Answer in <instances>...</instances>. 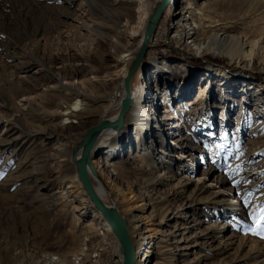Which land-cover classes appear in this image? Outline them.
<instances>
[{
	"label": "rangeland",
	"instance_id": "1",
	"mask_svg": "<svg viewBox=\"0 0 264 264\" xmlns=\"http://www.w3.org/2000/svg\"><path fill=\"white\" fill-rule=\"evenodd\" d=\"M191 6L206 12L213 25L222 20V25L232 26L231 35L241 41L233 45L221 36L218 54L196 53L185 45L186 35L179 42L174 22L180 0L168 4L155 29L144 60L151 94L156 96L154 60L178 65L183 75L184 64L197 73L174 83L158 75L167 96L161 110H170L177 126L170 130L175 135H167L175 148L163 156L187 158L167 163L161 158L165 150L158 152L149 134L147 141L155 143L157 154L141 150L132 126L125 146L116 134L106 135L110 144L93 153V162L94 155L117 149L112 161L107 158L111 168L98 174L127 223L133 217L145 218L141 231L150 238L143 247L155 241L158 247L164 245L163 264H264V239L245 231L254 227L250 213L264 205V0H195ZM136 7L132 0H0V264H34L52 255L59 264H121L115 235L105 229L104 217L76 178L73 153L90 128L115 115L112 106L123 96L124 66L113 57L122 44L128 45L121 33L118 36L116 20L120 15L124 22L133 19ZM136 24L128 23L127 33L141 25ZM210 66L223 69L214 74L213 85L204 79ZM244 82L251 86L241 87ZM208 88L212 93L201 103L200 93ZM77 99L83 100V116L62 122L61 109ZM87 101H92L90 106ZM222 103L229 106L225 112L214 107ZM162 114L156 111L161 124ZM180 139L189 147L180 145ZM119 145L127 153L121 154ZM56 147L70 155L63 157ZM155 174L165 179L138 189ZM234 180L240 181L238 187ZM198 188L204 191L202 203L190 211L185 203ZM248 192L254 197L245 207L242 197ZM167 209L178 216L170 214L160 224ZM185 221L191 225L185 239L194 242L189 252L176 243L183 238ZM129 227L138 241L134 225ZM163 233L167 243L159 241Z\"/></svg>",
	"mask_w": 264,
	"mask_h": 264
},
{
	"label": "bare ground",
	"instance_id": "2",
	"mask_svg": "<svg viewBox=\"0 0 264 264\" xmlns=\"http://www.w3.org/2000/svg\"><path fill=\"white\" fill-rule=\"evenodd\" d=\"M68 1H73V0H68ZM132 1L136 2V5H137L136 10H135L136 13L134 12L132 14L133 19H129L126 22H124L121 19V17H120L121 15H120L119 18L116 20V23L118 25V27H117L118 28V36L121 33L122 35H120V38L122 40L126 41L128 44V45L122 44L118 49V57H116L115 59L113 57L114 61H117L118 63H122L124 66V68H122V70H121L122 75L120 78V80H121L120 83H121V85H123V93H122L123 96L125 94L124 80L127 77L128 73L130 72L131 68L133 67V65L137 59V56L140 52L142 44L146 40L147 31H148L149 26L152 22V18L155 15L157 9L160 7L163 0H132ZM171 1H174V0H171ZM192 1L194 2L195 0H180L181 7L178 10V14L176 15L175 22H174L175 32H176V36L179 38V42H182V37L184 35H186L185 36L186 37L185 38V40H186L185 45L187 47H189L190 49H192L193 51H195L196 53L204 54L205 52H211L214 54H218L219 51H218V48L216 45L218 43V40L221 39V36H224V38L229 39V42L233 45H235L236 42L241 41L240 37H235L234 35H231L230 29L232 26L222 25V20H218L217 21L218 23L216 22L217 24L213 25L212 24L213 21H212L211 17L209 15H206L205 14L206 12L204 13V11H202L200 9V7H198V8L194 7L193 8V6H191ZM70 3H72V2H70ZM89 5L91 6V8L94 9V11L99 10L90 1H89ZM137 12L140 13L139 17L136 16ZM106 16H107L106 14L103 15V19H105ZM135 19H136V21H135ZM130 22H138V24L140 23L141 25L138 28L134 27L137 30L134 31L133 33H127V24ZM158 23L156 24L155 29H156ZM138 24H136L135 26H137ZM155 29H154V32H155ZM103 32H106L110 36L109 31L103 30ZM154 32H153L152 36L150 37L148 45H150V41L154 42V39H153ZM208 33H212V34L208 35ZM187 36H188V38H187ZM134 44H135V46L133 47ZM230 48H231L230 49L231 51H234V46H230ZM152 63H153L154 68L156 69L154 72L155 77L157 78V80H156L157 85L154 89L156 96L151 94V89L153 87L151 88V82H149L146 79L147 78V69L146 68H145L146 70L144 69V65H145V63H144L136 70V72L133 74V77L131 79V90H132V94H133V102L131 105L132 108L130 107L129 110L125 114H123V116H122V114L120 112L121 106H122L121 105L122 98H121V101H119L117 104L114 103L115 105L112 106V112L115 115H112L108 118L102 119L98 124H100L104 120H107L108 122H116L117 120H119L120 122H122V125H121L119 130L115 129L119 125L118 126H112L111 125L108 128H106L105 130H103V132L98 137L97 141L99 140L100 137H103V138H101L98 141L97 145L95 143L94 149L92 151V155H93V153H95V151L97 152V149H99L101 146H103V145L105 146L106 144H110L109 141L111 140V138H108L107 137L108 135L116 134L115 137L117 139L121 138L123 140V142L121 144L125 146L124 142L129 143V141L131 140V135H129V129L132 126H134V127H136V130H135L136 138H138V141L136 140L135 142H138V146L141 147V150H146V149H148L149 151L151 150V154H153L154 157L157 154V153L153 152V150H156V148H154L155 143L153 141H151L150 143L147 141V135L149 134V135H151V138L152 139L154 138V141L156 142V146L158 147L157 151L162 152V150H165L162 152L161 158L165 159V161L167 163L169 162V160H171V162L173 163V162H176V161L181 160V159L185 160V158H187L185 155H179V156H171L170 155V158L169 157L164 158V156H163V155H166L169 150L173 151V149L175 148L173 146V143H174L173 140H171V141L168 140L167 135H168V132L172 135H175L174 129L177 128V126H175L174 122H173L174 119L176 118V116H172L169 113L170 110H167V109L161 110L162 105L164 103L166 104L167 96L165 95L163 87L161 86L159 81L162 78L161 77L162 74L164 76H166L167 79L171 83H174V81L178 80L181 77L184 78V80L185 79H192L193 77L195 78V76L197 74L196 70L189 67L187 64L182 63V64H184L185 71H186V74L183 75L180 70H176V67H179L178 65H171L170 62L157 61V60H154ZM219 71L222 72L223 69L221 70L220 68H216V67L213 68L212 66L208 67L206 74L204 73V77H206L204 79L210 80L211 85H213V83H214L213 77L215 76L214 74L219 72ZM144 72H146V74ZM159 74H161L160 77L158 76ZM225 75L228 76V74H225ZM225 75H224V79L226 78L228 80L229 78L226 77ZM250 86L251 85H249V83H246V82H244L241 85V87H244V88H248ZM61 88L68 89V87L65 85H62ZM211 91H212V88H208V89L203 90L200 93L202 96L200 99L201 103H203V99H205V98H206V100H208L209 94L212 93ZM86 92L88 93L89 91H86ZM158 93H161L162 98L159 96ZM83 96H84V98H86L87 95L84 93ZM90 99L92 100V98H90ZM161 99H162V101H161ZM87 102H88L87 106H90L91 105L90 103L92 101L91 102L87 101ZM81 105H83V100L77 99L71 106L66 105L64 108H62L60 111V115H59L60 118H62V122L64 121L66 124H68V123L75 122V121L71 120L73 117L76 118L78 115H80V117H82L84 113L82 112V109L79 108ZM204 106H206V108H207L209 106V104H207V102H206V103H204ZM214 107H216V108L219 107L223 110V112H225L229 106L227 105V103L224 105L222 103V105H220V106L214 105ZM130 109H132V110H130ZM159 110H160V113L161 112L164 113L161 115L162 116L161 120L164 121L163 124H161V121L159 120V116H158V118L156 116V111H159ZM88 113H90V112H88ZM98 124H96V125H98ZM123 126H124V130L120 132V130L123 128ZM165 130L167 131V134H165L166 133ZM170 130H174V131L170 132ZM166 139H167L168 143L166 142ZM183 139L185 140L186 138H183ZM180 141H182V140L181 139L179 140L180 145H183L186 148L189 147L188 144L184 145V143H182ZM0 142H4V140L0 141ZM82 142L78 146H76V147H79L78 157H80L82 154V149H83ZM128 143H126V144H128ZM122 145H119L121 148V151H122L121 154L127 153V151H128L127 148H124ZM76 147H75V149H76ZM184 147H182V148H184ZM55 149H56L55 150L56 152H59V151L62 152V153H60V155H62L63 157H65V156L68 157V155H70L66 149L63 150V149H61V147L60 148L56 147ZM116 154H117V149L104 150L99 157H95L97 159L95 164L93 162V165L96 169V174L89 171L91 181L93 183L94 189L97 192L98 196L106 204L114 205V206H116V205L110 199V197L112 195L111 191L109 190L110 188L108 187V185H105V183L101 180V178L98 174V171L105 170L106 168H111L110 166L113 165V164H111V161L116 157ZM168 155H169V153H168ZM73 156H74V153H73ZM107 158L110 159L111 161H107ZM150 158H151V156H150ZM146 159L149 160L148 157ZM147 160H146V165L149 164V162ZM73 161H74V159H73ZM74 163H75V161H74ZM140 172L143 174H147L146 171H140ZM156 172L160 173L161 171L156 170ZM77 174H78V171H77ZM111 174H112V178H113L112 181L114 182L113 173H111ZM155 175H157V177L154 180H152V181L148 180V181H145V183H143V182L140 183L138 186V189L145 188L146 187L145 184H148V183L151 186L158 185L159 182H162V178L165 179V176H162V175L160 176L158 174H155ZM109 176H110V174H109ZM76 178L78 179L79 175H77ZM79 181L82 184L80 179H79ZM4 185H6V188H9L10 185H13V181L7 182ZM4 185L2 187H4ZM82 186H83V184H82ZM83 189L86 192L87 197L92 201V199L89 197V195H88V193L84 187H83ZM203 192L204 191L201 188H198L194 192V194L187 199L188 202L185 203V207H187L186 209H190V211H192L194 209L196 210L197 206H199V204L202 203V197L201 196H202ZM89 199L87 201H88L89 205L91 206L92 203L94 204V202L92 201V203H91V201ZM146 204H147V202H146ZM148 204L151 205V203H148ZM94 207H95V204H94ZM96 210H98V209L96 208ZM233 211H235V209ZM98 212L101 213L100 210H98ZM170 214H172L173 217L178 216L175 211L171 212L170 209H167L166 214L159 221L160 224L167 221ZM185 214H187V213H185ZM102 216L104 217L103 214H102ZM191 217H193V214L191 215ZM178 219H179V217H178ZM193 219L195 220L194 217H193ZM194 220H192V221H194ZM130 222L131 223L129 224L126 221L127 230L129 232L130 236H131V230L129 227L130 225H134L135 232L137 233V236H138V241H135L134 239H132V236H131V241H132V244H133L134 249H135V262H134V264H163L166 261V250H164V248H165L164 245H162L161 247L160 246L158 247V245H156V241H155L151 246L146 245V248L143 247V243H145L146 240L150 238V236H148L145 231H143V230L141 231V229H143V226L145 224H147L145 222V218L141 217V216L140 217H133V219ZM93 224H94V222L90 221V223L88 225L91 226ZM103 224L106 226V228H105L106 230L113 232V234L115 235V237L119 243V240H118L115 232L113 231L112 227L109 225V222L105 217L103 218ZM183 224H184L183 225L184 228L182 230V233H180V235L183 238L181 240L178 239L176 241V243H177L178 248H180V250L189 252L192 249V247H193L192 245L194 242H190L189 238L185 239L186 238L185 234L189 232L191 225L189 226L186 221ZM162 236H163L162 239H159V241H161L163 243H167L168 242V240L166 239L167 234L163 233ZM182 241L186 242L185 246H181ZM150 243L151 242H149V244ZM84 248H85V245H84ZM121 249H122L123 255L121 256L120 261H121V264H124V250H123L121 244L119 243V251L120 252H121ZM81 251H83V250L81 249ZM51 257L41 259L40 261L36 260V262L34 264H57V263L59 264L60 263V261L58 260V257H53V258H51ZM61 264H66V262L61 261Z\"/></svg>",
	"mask_w": 264,
	"mask_h": 264
},
{
	"label": "water",
	"instance_id": "3",
	"mask_svg": "<svg viewBox=\"0 0 264 264\" xmlns=\"http://www.w3.org/2000/svg\"><path fill=\"white\" fill-rule=\"evenodd\" d=\"M171 0H163L160 7L157 9L155 15L152 18V22L149 26L147 31V37L145 42L142 44L140 52L137 56V59L131 68L130 72L128 73L127 77L124 80V90L125 94L122 97L121 102V114H125L132 105L133 102V94L131 90V79L133 74L136 70L144 63L145 55L147 53L148 44L150 37L152 36L156 24L161 19L165 8ZM118 126L120 125V121L116 122H108L107 120L102 121L100 124L90 128L86 133L84 140L82 142V154L78 157L79 147H76L74 151L73 159L77 166V171L79 175V179L81 180L83 187L87 191L89 197L95 204V207L101 211L104 217L108 220L109 225L112 227L113 231L115 232L119 243L121 244L124 250V264H134L135 262V249L131 241V236L127 230V223L119 209L114 205L106 204L97 194L94 189L93 183L91 181L89 171L96 174V169L93 165V155L92 151L94 149L95 143L100 136V134L108 128L109 126ZM98 154L94 155L97 157Z\"/></svg>",
	"mask_w": 264,
	"mask_h": 264
},
{
	"label": "snow or ice",
	"instance_id": "4",
	"mask_svg": "<svg viewBox=\"0 0 264 264\" xmlns=\"http://www.w3.org/2000/svg\"><path fill=\"white\" fill-rule=\"evenodd\" d=\"M233 183L238 187L240 184L239 180H234ZM264 188V185L261 186ZM254 197V193L248 192L243 195L242 202L245 205V207H248V205L251 203V200ZM251 219L254 222V227L247 228L246 234L251 233L253 235H256L260 237L261 239H264V205H259L256 210H253V212L250 213Z\"/></svg>",
	"mask_w": 264,
	"mask_h": 264
},
{
	"label": "trees",
	"instance_id": "5",
	"mask_svg": "<svg viewBox=\"0 0 264 264\" xmlns=\"http://www.w3.org/2000/svg\"><path fill=\"white\" fill-rule=\"evenodd\" d=\"M210 60H211L212 63H215V64L217 63V60L216 59L211 58Z\"/></svg>",
	"mask_w": 264,
	"mask_h": 264
}]
</instances>
